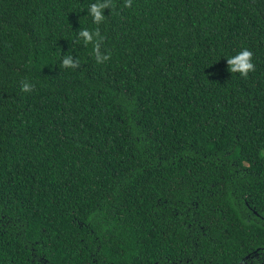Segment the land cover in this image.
<instances>
[{
  "label": "trees",
  "instance_id": "trees-1",
  "mask_svg": "<svg viewBox=\"0 0 264 264\" xmlns=\"http://www.w3.org/2000/svg\"><path fill=\"white\" fill-rule=\"evenodd\" d=\"M92 2L0 0V264L264 263V0Z\"/></svg>",
  "mask_w": 264,
  "mask_h": 264
},
{
  "label": "clouds",
  "instance_id": "clouds-1",
  "mask_svg": "<svg viewBox=\"0 0 264 264\" xmlns=\"http://www.w3.org/2000/svg\"><path fill=\"white\" fill-rule=\"evenodd\" d=\"M126 7H131L132 0H124ZM111 8V0H95L87 6V15L91 16L93 24H100L105 19L104 10ZM79 39L83 44L93 45V52L97 63H104L109 60L110 54H105L100 50V45L103 37L100 35L99 29L89 30L88 28H81L77 33ZM253 53L248 48H243L235 55L226 57L228 71L231 74L239 73L241 76H247L249 72L255 70V65L252 62ZM63 67H75L76 61L72 54L64 55L61 61ZM21 90L30 92L34 85L28 81H24L20 85Z\"/></svg>",
  "mask_w": 264,
  "mask_h": 264
},
{
  "label": "flooded vegetation",
  "instance_id": "flooded-vegetation-1",
  "mask_svg": "<svg viewBox=\"0 0 264 264\" xmlns=\"http://www.w3.org/2000/svg\"><path fill=\"white\" fill-rule=\"evenodd\" d=\"M262 256L259 249L255 250L253 254H249L238 263V264H264L261 263Z\"/></svg>",
  "mask_w": 264,
  "mask_h": 264
}]
</instances>
